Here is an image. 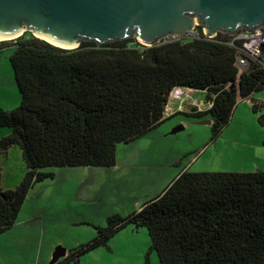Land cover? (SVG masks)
I'll list each match as a JSON object with an SVG mask.
<instances>
[{"label":"trees","instance_id":"obj_1","mask_svg":"<svg viewBox=\"0 0 264 264\" xmlns=\"http://www.w3.org/2000/svg\"><path fill=\"white\" fill-rule=\"evenodd\" d=\"M168 37L147 46L136 38L74 49L54 46L30 32L0 41L12 46L10 65L20 103L0 107L1 158L16 145L26 171L13 189L0 184V235L11 229L29 190L54 176L49 167L116 164V145L137 139L159 124L172 90L204 93L211 107L181 111L198 119L209 115L217 139L239 100L264 92V66L249 59L236 66L239 41L218 32ZM252 103L264 127L262 104ZM170 117V116H169ZM1 180V171H0ZM127 225L144 227L159 264H264V170L192 172L182 170L157 196L127 216L109 215L96 235L70 249L55 264L78 261Z\"/></svg>","mask_w":264,"mask_h":264},{"label":"rangeland","instance_id":"obj_2","mask_svg":"<svg viewBox=\"0 0 264 264\" xmlns=\"http://www.w3.org/2000/svg\"><path fill=\"white\" fill-rule=\"evenodd\" d=\"M13 50L12 46L0 49V107L6 110L20 103L9 60ZM195 91L196 97L204 99V93ZM254 94L264 113V92ZM15 98H19L17 104H13ZM170 98L166 107H176L178 99L175 95ZM253 102L241 99L229 124L214 141L211 124L200 123L210 119L208 114L198 119L175 113L143 136L117 143L114 166L45 168L54 176L29 190L23 211L24 215L44 211V229L18 224L1 234L0 263L37 264L40 260L48 264L61 250L66 256L70 249L91 240L95 227L105 226L109 215L127 216L161 193L185 166L192 172L264 170V127L252 110ZM185 103L183 111L191 105L190 101ZM2 133L7 135L8 130L0 127ZM35 226H39L37 222ZM150 246L146 228L127 225L104 245L65 264H159Z\"/></svg>","mask_w":264,"mask_h":264},{"label":"water","instance_id":"obj_3","mask_svg":"<svg viewBox=\"0 0 264 264\" xmlns=\"http://www.w3.org/2000/svg\"><path fill=\"white\" fill-rule=\"evenodd\" d=\"M263 24L264 0H0V41L30 32L63 49L128 38L151 46L198 25L214 37ZM65 254L54 253L48 264Z\"/></svg>","mask_w":264,"mask_h":264},{"label":"built area","instance_id":"obj_4","mask_svg":"<svg viewBox=\"0 0 264 264\" xmlns=\"http://www.w3.org/2000/svg\"><path fill=\"white\" fill-rule=\"evenodd\" d=\"M195 27L189 29L185 33V35H174L170 37H178V38L196 37L198 33ZM204 35L206 34L204 33ZM233 40L239 41L241 43V45L237 47V55H236V63H235L240 70H245L249 66V59L251 58L257 59L264 66V24L251 31H248L245 28H240L233 34ZM180 88L181 87L175 88L173 93L171 94V96L176 95V98L180 101L179 105L176 107L170 105L165 107V112H164L165 117H169L177 112L183 111L182 107L184 106V103L186 102L187 99L191 100L190 101L191 105L189 107V110H191L192 108H196L197 111H204L211 107L212 103H206L204 99L203 102L197 99H193L187 92L184 94V97H180L182 93L177 92L179 91ZM188 89L189 91L192 90L190 88ZM170 97L168 98V100L171 99Z\"/></svg>","mask_w":264,"mask_h":264},{"label":"crops","instance_id":"obj_5","mask_svg":"<svg viewBox=\"0 0 264 264\" xmlns=\"http://www.w3.org/2000/svg\"><path fill=\"white\" fill-rule=\"evenodd\" d=\"M177 88H179V87H177ZM179 92L182 93L180 95V97H184V94L187 92L191 96V98L197 99V100H200V101L203 102V98H198V97L195 96V92L196 91L193 90V89L191 91H189L188 88L181 87L179 89ZM177 95H179V94H177ZM18 99L19 98H17V101H16V98H15V103H14V100H13V104H17L16 102H18ZM245 99L249 100L250 103H251L252 100L257 101L256 98H255V94H253L251 97L245 98ZM186 101H188V102L185 103V104L189 105V101H191V100L187 99ZM240 101L241 100H239V102ZM239 102H238V104H239ZM238 104L236 105L235 109L238 107ZM178 105H179V100H178V102L174 103V106H178ZM235 109H234V111H235ZM3 136H5L4 133L0 134V138L3 137ZM16 147H18V146H16V145L12 146L9 149V151L6 154H4L2 156V158H1V169H0V171H1V180H0V184H1L3 189H13V188H15L19 184V182L22 180L23 175H24V173L26 171V165H25V163H24V161L22 159L21 150H20L19 147H18L19 150L16 149ZM185 168L187 169V167L185 166L182 170H184ZM182 170H180L176 175H178ZM30 193L28 194L27 199L30 196ZM26 200H25V202H26ZM25 202H24V204H23V206L21 208V211H20V213L18 215L16 223L12 227V229L14 227H16V225L21 224L24 227L36 228L38 230L43 231L44 226H45V221H46V219L44 218V211H42L40 209L37 214L34 213V212H30L29 214L27 213L26 215H24L23 211H24V207H25L24 206ZM36 222L39 225L38 227L35 226ZM12 232L13 231H11L9 233H12ZM4 233H6V232H4ZM36 263L37 264H47L46 262L43 263V261H40V260H37ZM0 264H3V263H0ZM23 264H32V263L31 262H27V263H23Z\"/></svg>","mask_w":264,"mask_h":264},{"label":"bare ground","instance_id":"obj_6","mask_svg":"<svg viewBox=\"0 0 264 264\" xmlns=\"http://www.w3.org/2000/svg\"><path fill=\"white\" fill-rule=\"evenodd\" d=\"M36 37H38V38H41V39H43V40H46V39H44L43 37H41V36H38V35H36V34H34ZM6 40V39H5ZM8 40V39H7ZM48 41V40H47ZM48 42H50V43H52V44H54V45H56V46H60V47H63V48H66L67 46H62V45H59V44H56V43H53V42H51V41H48ZM177 92H179V91H177ZM176 92V93H177Z\"/></svg>","mask_w":264,"mask_h":264}]
</instances>
